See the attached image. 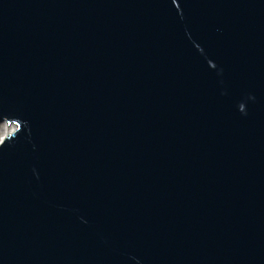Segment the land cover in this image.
Returning a JSON list of instances; mask_svg holds the SVG:
<instances>
[{"label": "water", "instance_id": "95a60500", "mask_svg": "<svg viewBox=\"0 0 264 264\" xmlns=\"http://www.w3.org/2000/svg\"><path fill=\"white\" fill-rule=\"evenodd\" d=\"M0 264H264V0H0Z\"/></svg>", "mask_w": 264, "mask_h": 264}, {"label": "bare ground", "instance_id": "6f19581e", "mask_svg": "<svg viewBox=\"0 0 264 264\" xmlns=\"http://www.w3.org/2000/svg\"><path fill=\"white\" fill-rule=\"evenodd\" d=\"M14 129H15L14 125H9L8 123H2V127L0 128V142L3 140V138L6 135L12 133Z\"/></svg>", "mask_w": 264, "mask_h": 264}, {"label": "rangeland", "instance_id": "374dc122", "mask_svg": "<svg viewBox=\"0 0 264 264\" xmlns=\"http://www.w3.org/2000/svg\"><path fill=\"white\" fill-rule=\"evenodd\" d=\"M2 127V123H0V128ZM4 137V136H3Z\"/></svg>", "mask_w": 264, "mask_h": 264}]
</instances>
